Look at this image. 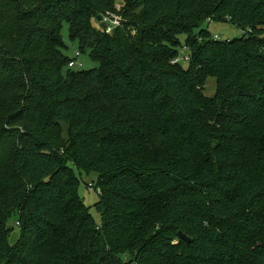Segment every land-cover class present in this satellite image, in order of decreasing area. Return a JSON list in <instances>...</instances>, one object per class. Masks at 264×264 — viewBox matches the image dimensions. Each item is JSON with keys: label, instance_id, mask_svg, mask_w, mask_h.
Returning a JSON list of instances; mask_svg holds the SVG:
<instances>
[{"label": "trees", "instance_id": "16d2710c", "mask_svg": "<svg viewBox=\"0 0 264 264\" xmlns=\"http://www.w3.org/2000/svg\"><path fill=\"white\" fill-rule=\"evenodd\" d=\"M0 264H264V0H0Z\"/></svg>", "mask_w": 264, "mask_h": 264}, {"label": "rangeland", "instance_id": "374dc122", "mask_svg": "<svg viewBox=\"0 0 264 264\" xmlns=\"http://www.w3.org/2000/svg\"><path fill=\"white\" fill-rule=\"evenodd\" d=\"M124 3V0H116L117 5H121ZM122 8V7H121ZM100 22L94 21V24L96 26H100ZM202 28L209 29L211 33L218 37L219 40L225 41L228 39L238 38L241 37L244 32L241 28L236 26L235 24H232L230 22L225 21H211V22H205L202 24ZM199 31L200 29H196ZM138 33V30L136 28H133V34ZM63 40L65 44L67 45V49L65 50V53L75 61H77V65L75 69H93L98 67V63L94 61L88 53H80L78 43L76 41H73L70 38V32H69V24L65 23L63 28ZM181 40L185 41V35L180 36ZM77 53H80L79 56H77ZM188 54L187 50L182 48L180 50V57ZM181 63L184 67L189 66V60H185L184 58L181 60ZM81 65V66H80ZM217 90V82L214 77H210L206 83V86L203 90L204 95L208 97H212L215 95ZM65 127V133H66V126ZM67 134V133H66ZM70 166L75 169L76 174L78 175L80 179V184L78 188L79 196L84 201L86 206L89 208L90 213L93 215L95 221L100 224L102 220V216L100 213L97 212L95 208V203L99 200V191L97 190L96 186L93 188H90V184H96L98 179V173L97 171H86V170H78L76 167L70 163ZM9 225L13 227V232L11 237L9 238V241L11 244H15L19 238L20 235V229L18 225H16V218H13L9 221Z\"/></svg>", "mask_w": 264, "mask_h": 264}, {"label": "built area", "instance_id": "2783aa9c", "mask_svg": "<svg viewBox=\"0 0 264 264\" xmlns=\"http://www.w3.org/2000/svg\"><path fill=\"white\" fill-rule=\"evenodd\" d=\"M121 7H122V4L117 5V8L119 10L121 9ZM103 21H105L107 23L106 28H103L107 33H111V32H113V30L116 27L123 25V18L119 14L107 13L106 15H103ZM79 55H80V53H77V56H79ZM177 61H178V59H177ZM177 61H175V62H177ZM69 66L72 68H75L76 66L79 67V65H77V61H75L74 59H72L70 61ZM89 186H90V188L95 187L94 184H90Z\"/></svg>", "mask_w": 264, "mask_h": 264}, {"label": "water", "instance_id": "95a60500", "mask_svg": "<svg viewBox=\"0 0 264 264\" xmlns=\"http://www.w3.org/2000/svg\"><path fill=\"white\" fill-rule=\"evenodd\" d=\"M97 20H98L99 22H101V26H102L103 28H106L107 23H106L105 21H103V16H102V15L98 16V17H97ZM179 235H180L183 239H186L187 242H191V239H190L189 237H187L183 232L180 231V232H179Z\"/></svg>", "mask_w": 264, "mask_h": 264}]
</instances>
